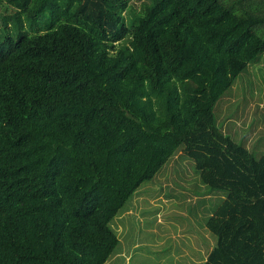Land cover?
I'll list each match as a JSON object with an SVG mask.
<instances>
[{
  "label": "trees",
  "instance_id": "trees-1",
  "mask_svg": "<svg viewBox=\"0 0 264 264\" xmlns=\"http://www.w3.org/2000/svg\"><path fill=\"white\" fill-rule=\"evenodd\" d=\"M0 9V264H105L113 219L179 153L221 195L209 262L264 264V151L214 112L264 55V0Z\"/></svg>",
  "mask_w": 264,
  "mask_h": 264
},
{
  "label": "rangeland",
  "instance_id": "rangeland-1",
  "mask_svg": "<svg viewBox=\"0 0 264 264\" xmlns=\"http://www.w3.org/2000/svg\"><path fill=\"white\" fill-rule=\"evenodd\" d=\"M214 112L222 130L236 141L256 154L264 151V55L237 77ZM220 200L219 193L201 183L192 160L177 154L138 187L113 219L117 250L124 255L105 264H218L209 262L217 240L204 219Z\"/></svg>",
  "mask_w": 264,
  "mask_h": 264
},
{
  "label": "crops",
  "instance_id": "crops-1",
  "mask_svg": "<svg viewBox=\"0 0 264 264\" xmlns=\"http://www.w3.org/2000/svg\"><path fill=\"white\" fill-rule=\"evenodd\" d=\"M122 250H120L117 254H123L124 255V253L122 252ZM106 263H108V262H106Z\"/></svg>",
  "mask_w": 264,
  "mask_h": 264
}]
</instances>
